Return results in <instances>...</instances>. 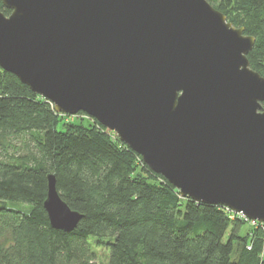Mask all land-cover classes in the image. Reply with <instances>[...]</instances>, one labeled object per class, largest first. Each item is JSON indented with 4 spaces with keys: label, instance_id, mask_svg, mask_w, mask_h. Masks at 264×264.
<instances>
[{
    "label": "water",
    "instance_id": "water-1",
    "mask_svg": "<svg viewBox=\"0 0 264 264\" xmlns=\"http://www.w3.org/2000/svg\"><path fill=\"white\" fill-rule=\"evenodd\" d=\"M0 68L57 114L113 132L181 198L264 223V77L255 38L206 0H0ZM55 231L81 214L49 174Z\"/></svg>",
    "mask_w": 264,
    "mask_h": 264
},
{
    "label": "trees",
    "instance_id": "trees-1",
    "mask_svg": "<svg viewBox=\"0 0 264 264\" xmlns=\"http://www.w3.org/2000/svg\"><path fill=\"white\" fill-rule=\"evenodd\" d=\"M206 1L225 17L239 14L255 38L249 68L264 77V0ZM0 12L11 14L1 1ZM65 117L0 68V264H101L93 242L106 247L104 264H264L263 230L181 198L113 132L82 113L75 117L86 126ZM49 174L81 214L69 233L53 230L43 209Z\"/></svg>",
    "mask_w": 264,
    "mask_h": 264
},
{
    "label": "rangeland",
    "instance_id": "rangeland-1",
    "mask_svg": "<svg viewBox=\"0 0 264 264\" xmlns=\"http://www.w3.org/2000/svg\"><path fill=\"white\" fill-rule=\"evenodd\" d=\"M232 12V13H231ZM230 12V15L228 17H226V21L230 24L233 25V27L235 28H241L242 26H239V20H240V17H238V13L235 14L234 12L235 11H231ZM235 24H238V25H235ZM78 114H76L75 116H77ZM74 116V117H75ZM81 119V118H80ZM78 118H72V117H65L64 120L67 121V122H70V123H73V124H84L86 126L87 124V120L86 121H82ZM93 120V119H92ZM143 163V162H142ZM137 165L139 166L140 164L137 163ZM140 167V166H139ZM140 170L139 168H137V171ZM6 205L10 208H16V209H25V208H29V206L27 204H22V203H19V202H6ZM249 228V225H244L242 230H241V235L242 234H245L247 229ZM92 248L93 250L95 251V253H97V256H98V261L99 263L101 264H104L105 261H106V257H107V250H106V247L103 245V246H97L95 244V242L92 243Z\"/></svg>",
    "mask_w": 264,
    "mask_h": 264
},
{
    "label": "built area",
    "instance_id": "built-area-1",
    "mask_svg": "<svg viewBox=\"0 0 264 264\" xmlns=\"http://www.w3.org/2000/svg\"><path fill=\"white\" fill-rule=\"evenodd\" d=\"M228 210V209H227ZM229 211V210H228ZM230 212V211H229ZM232 213V212H231ZM233 214V213H232ZM237 215L239 218H241L244 222L248 223L250 225V227L254 228V229H258L260 228L261 230L264 231V223L261 222H257V221H252L249 219H245L241 214L235 213L234 216Z\"/></svg>",
    "mask_w": 264,
    "mask_h": 264
}]
</instances>
